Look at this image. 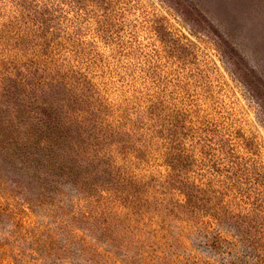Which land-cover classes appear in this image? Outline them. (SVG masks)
<instances>
[{"label": "rangeland", "instance_id": "rangeland-1", "mask_svg": "<svg viewBox=\"0 0 264 264\" xmlns=\"http://www.w3.org/2000/svg\"><path fill=\"white\" fill-rule=\"evenodd\" d=\"M0 264H264V0H0Z\"/></svg>", "mask_w": 264, "mask_h": 264}]
</instances>
